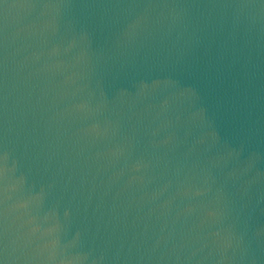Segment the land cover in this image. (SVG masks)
<instances>
[{
	"label": "water",
	"instance_id": "water-1",
	"mask_svg": "<svg viewBox=\"0 0 264 264\" xmlns=\"http://www.w3.org/2000/svg\"><path fill=\"white\" fill-rule=\"evenodd\" d=\"M0 264H263L168 0H0Z\"/></svg>",
	"mask_w": 264,
	"mask_h": 264
}]
</instances>
